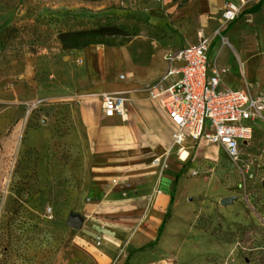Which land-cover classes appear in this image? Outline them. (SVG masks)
Masks as SVG:
<instances>
[{"label":"rangeland","instance_id":"obj_1","mask_svg":"<svg viewBox=\"0 0 264 264\" xmlns=\"http://www.w3.org/2000/svg\"><path fill=\"white\" fill-rule=\"evenodd\" d=\"M24 1L0 0V264H105L101 233L69 223L84 216L93 176L80 103L54 74L65 50L43 15L20 18ZM117 22L86 40L120 44L150 21L129 12ZM256 123L238 157L207 142L163 162L181 169L157 242L171 264H264V113Z\"/></svg>","mask_w":264,"mask_h":264},{"label":"crops","instance_id":"obj_2","mask_svg":"<svg viewBox=\"0 0 264 264\" xmlns=\"http://www.w3.org/2000/svg\"><path fill=\"white\" fill-rule=\"evenodd\" d=\"M225 2L26 0L21 5L20 18L43 15L58 34L99 21L115 22V16L129 12L158 27L152 32L143 29L120 44L64 49L63 56L53 61L54 74H63L64 91L77 98L81 107L93 179L80 217L81 226L103 236L96 247L98 262L171 264L160 243L147 244L164 220L173 182L181 171L161 169L162 164L178 161L183 149L174 142V124L159 103L160 94L155 98L151 90L157 86L158 92L159 86L165 88L178 77L167 76L177 50L196 41L198 29L205 27L211 38V63L228 68L223 86L264 92V0L245 5L227 25L222 14ZM107 94L124 97L123 115L105 114ZM207 142L202 140L198 147ZM147 178L154 180L148 183ZM137 189L144 190L132 193ZM144 215H149L147 224ZM145 225L149 231L143 239ZM133 230L135 235L128 241Z\"/></svg>","mask_w":264,"mask_h":264},{"label":"built area","instance_id":"obj_3","mask_svg":"<svg viewBox=\"0 0 264 264\" xmlns=\"http://www.w3.org/2000/svg\"><path fill=\"white\" fill-rule=\"evenodd\" d=\"M257 0H226L223 17L226 25L236 20L244 6ZM225 25V26H226ZM222 31V29L220 30ZM211 38L205 27L197 31V40L181 46L167 76L178 74L167 87L152 88L174 124L173 138L179 150L198 147L204 139L238 157L242 145L254 134L257 119L264 113V92L223 86L227 67L211 63ZM106 115H123L125 99L107 94L103 100Z\"/></svg>","mask_w":264,"mask_h":264},{"label":"trees","instance_id":"obj_4","mask_svg":"<svg viewBox=\"0 0 264 264\" xmlns=\"http://www.w3.org/2000/svg\"><path fill=\"white\" fill-rule=\"evenodd\" d=\"M187 1L188 0H180L179 2L183 4V3H186ZM121 16L122 15L115 16V22L114 21H99L98 23L91 25V26L81 27V28L66 30V31H60L59 39L62 44V48L68 49V48H74V47L87 45L90 43H96L94 41L86 40V39L90 36L100 35L104 32L122 30V26L118 24L117 22L119 18H121ZM157 28H158L157 26H154L151 22H149V26L146 28V30H149L152 32L154 30H157ZM139 31L141 30L134 31L127 40H129L134 34L138 33ZM98 43H102V42H98ZM180 175H181V171L179 172L176 178V181H178ZM174 199H175V192L173 191L166 215L164 217L163 222L161 223L159 227L158 236L154 240L150 241L147 245H153L159 242V239L164 231V228L170 216L171 208L174 203Z\"/></svg>","mask_w":264,"mask_h":264},{"label":"water","instance_id":"obj_5","mask_svg":"<svg viewBox=\"0 0 264 264\" xmlns=\"http://www.w3.org/2000/svg\"><path fill=\"white\" fill-rule=\"evenodd\" d=\"M223 202L227 203L230 202V199L228 197L223 198ZM69 223L74 227H80L82 225V219L80 216H72L69 219Z\"/></svg>","mask_w":264,"mask_h":264},{"label":"bare ground","instance_id":"obj_6","mask_svg":"<svg viewBox=\"0 0 264 264\" xmlns=\"http://www.w3.org/2000/svg\"><path fill=\"white\" fill-rule=\"evenodd\" d=\"M203 145L200 146V148H202Z\"/></svg>","mask_w":264,"mask_h":264}]
</instances>
